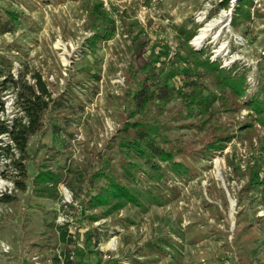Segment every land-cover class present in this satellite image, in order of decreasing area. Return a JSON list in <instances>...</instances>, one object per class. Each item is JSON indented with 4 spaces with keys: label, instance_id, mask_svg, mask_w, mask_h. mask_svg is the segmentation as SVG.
<instances>
[{
    "label": "rangeland",
    "instance_id": "1",
    "mask_svg": "<svg viewBox=\"0 0 264 264\" xmlns=\"http://www.w3.org/2000/svg\"><path fill=\"white\" fill-rule=\"evenodd\" d=\"M235 4L0 0V124L23 116L19 92L39 93L37 77L48 92L40 129L23 156L0 134V147H10L8 155L0 149V195L9 196H0V264H264V184L244 187L254 159L261 160L264 180V127L247 106L264 90V0H254L249 17L237 23ZM220 15L224 28L193 44ZM96 31L108 37L90 47ZM132 44L151 64L154 82L169 77L166 105L137 108L133 96L143 77L135 73L141 61ZM185 44L244 78L242 97H228L224 111L216 102L198 126L182 113L176 91H190L196 82L208 97L214 88L199 69L181 75L193 64ZM144 88L154 90L153 84ZM247 123L256 128L250 142L239 131ZM133 127L158 136L180 169L156 161L165 174L157 183L143 166L141 206H90L89 197L107 186L95 173L130 182L121 165L133 159L119 141ZM230 130L239 135L207 150ZM42 173L60 178L50 197L33 183Z\"/></svg>",
    "mask_w": 264,
    "mask_h": 264
},
{
    "label": "trees",
    "instance_id": "2",
    "mask_svg": "<svg viewBox=\"0 0 264 264\" xmlns=\"http://www.w3.org/2000/svg\"><path fill=\"white\" fill-rule=\"evenodd\" d=\"M253 5L254 0H236L233 12V23L247 19ZM103 37L107 38L108 36H100L99 32L96 31L89 37V40L92 41L90 47H94L97 41ZM188 45L185 44L186 53L192 58L193 64L186 65L184 70H180L181 75L190 74L191 71L195 73V70L199 69L212 77L211 83L214 88L213 90L209 88L208 97L202 94V90H200L201 88H199L196 82L190 91H176V101L182 107V113H186L189 119L195 118V126H198V124L204 122L205 116L209 117L212 114L211 109L216 102H219L218 107H222L223 110L221 111H224L228 97L233 96L236 99L242 97L244 93V78L243 76L233 75V71L231 70L218 68L217 63L210 62L207 57L202 59L200 57L202 56V52L192 51ZM86 47L88 48L89 46ZM131 47L136 52V58L141 61L140 65L135 69V73L136 75L140 73L143 77V80L140 82V88L133 96L137 108L147 107L150 103H154V101H159L162 105H166L172 97L171 91L173 89L172 85L169 84V77L163 78L161 82H154L155 79L150 77L152 72L148 70L151 64L140 56L139 44H132ZM155 61H159V59ZM36 81V87L39 93H36L32 87L31 89L28 88L25 93L19 92L20 107L23 116L15 118L8 124H0V134H7L17 152L22 156L26 150L29 136L40 129V115L46 107V102H44L43 97H46L48 92L39 80V77H37ZM150 84H153L154 90H146L144 88ZM154 93L157 95L156 99L154 97L151 98V95ZM247 106L256 114L257 122L264 127V90L261 92V97H251ZM229 109L233 108L229 107ZM134 123V126L137 125L136 122ZM255 129L253 124L247 123V125L240 126L239 131L245 132V138L250 142L256 134ZM131 130L133 132L131 137L122 136V139L119 141V146H121L122 151L133 159H125L123 160V165H121L125 179L130 182H120L105 172L95 173V176L107 179V186L101 188L96 195L89 197L88 201L91 203L90 206L108 205L107 208L111 210H119L127 203L141 206V201L147 199L143 188V184L147 185V178L149 177V179H154L157 183H160L165 177L161 168L155 164L156 161H169V163H173L171 159L172 151L161 146V139L153 134L151 130L139 127H133ZM232 131H225V133L218 134L214 140L210 141L207 150L209 152L219 150L225 143L230 142L235 135H239L231 134L230 132ZM9 148L8 145L0 147V149L7 151V155L10 153ZM260 163V159H254L247 166L245 188L264 184L263 176L259 168ZM143 166H148L150 170L148 177H140V174H138L144 170ZM171 166L176 171L180 169L179 165H174V163ZM59 179L57 174L42 173L34 177L33 183L36 185V188L39 187L38 191L45 192L47 197H50L53 195V191L60 181ZM18 187L23 189L22 186ZM2 196L3 200L9 197L7 194H3ZM63 237L64 233H62Z\"/></svg>",
    "mask_w": 264,
    "mask_h": 264
},
{
    "label": "bare ground",
    "instance_id": "3",
    "mask_svg": "<svg viewBox=\"0 0 264 264\" xmlns=\"http://www.w3.org/2000/svg\"><path fill=\"white\" fill-rule=\"evenodd\" d=\"M222 15L219 16V18H215V20H212L211 22H207L206 25L201 28L200 34L193 40V44L196 45L199 41H201L205 36L209 35V33H212L216 35L221 28L223 27V20H222ZM214 30V32H213ZM211 35V34H210Z\"/></svg>",
    "mask_w": 264,
    "mask_h": 264
},
{
    "label": "built area",
    "instance_id": "4",
    "mask_svg": "<svg viewBox=\"0 0 264 264\" xmlns=\"http://www.w3.org/2000/svg\"><path fill=\"white\" fill-rule=\"evenodd\" d=\"M3 194H5V193H1L0 196H2ZM2 250L6 251L7 250V247H4Z\"/></svg>",
    "mask_w": 264,
    "mask_h": 264
}]
</instances>
